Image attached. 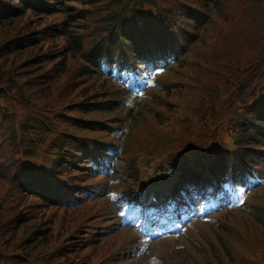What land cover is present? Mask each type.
Wrapping results in <instances>:
<instances>
[{"label": "trees", "instance_id": "obj_1", "mask_svg": "<svg viewBox=\"0 0 264 264\" xmlns=\"http://www.w3.org/2000/svg\"><path fill=\"white\" fill-rule=\"evenodd\" d=\"M50 1L61 10L53 15L61 20L54 21L51 13L37 9L38 0H0V31L12 30L11 26L19 21L17 33L0 45L1 59L5 60L4 54L13 58L8 67L0 70V182L20 183L24 179L35 156L30 153L32 132L60 127L66 134L78 133L92 129L101 116L118 111V105L105 100L109 89L106 80L88 64L78 61V57L85 58L90 65L98 66L96 45L104 37L112 52L116 39L109 33L113 30L128 40L159 27L158 39L165 41L169 28H191L194 19L195 23L200 18L208 19L202 28L204 33L193 43L189 60L177 66L191 71V81L184 83L178 93V98H184L182 108L167 118L156 113L157 120L167 122V134L153 139L164 149L187 151L189 144L185 142L194 139L197 143L203 132L215 126L212 121L220 112L233 122V117L253 100L251 115L258 126L254 129L246 124V131L241 127V145H257L258 128H264V0H217L214 8L210 0ZM144 4L154 7V21H146L139 12L138 6ZM131 8L135 10L132 12ZM122 13L129 14L124 17L131 20L130 24L118 26L115 22ZM100 15L104 18L96 20ZM22 53L26 58L14 65V56ZM26 73L23 81L21 77ZM56 85L63 86V91H53ZM21 105L25 106L23 111ZM57 108H62L61 113ZM132 118L130 136L138 125L137 116ZM51 143L67 151L77 141L55 133ZM18 188L10 185L5 194L17 195L19 198L12 199V208L18 205L19 214L32 219L37 215L36 209L31 208L30 196ZM2 220L6 219L0 218V230L8 236L7 221ZM22 259L29 257L22 255ZM22 259H16V264H21Z\"/></svg>", "mask_w": 264, "mask_h": 264}, {"label": "rangeland", "instance_id": "obj_2", "mask_svg": "<svg viewBox=\"0 0 264 264\" xmlns=\"http://www.w3.org/2000/svg\"><path fill=\"white\" fill-rule=\"evenodd\" d=\"M51 18L54 21L61 20L60 16L54 17L52 15ZM62 18H64V16H62ZM103 18L104 17L100 15L96 20H101ZM47 22H49V18ZM18 23L19 21L11 26L12 30L3 29L0 31V45L10 36H14L17 33ZM202 49L203 48H201V50ZM3 56L5 60L3 61L0 57V70H4L8 67L9 61L13 59L10 57L12 55L4 54ZM14 57L18 58H14V65L26 58L23 53L16 54ZM173 67L171 70H173ZM176 71H167L159 77L158 82L164 85L165 88L168 87V89L166 95L160 91L156 92L158 94L154 96V100L157 105H154L152 102L142 101V107H139L138 110L136 109L137 113H141V116H138V125L133 131V140L127 139L132 142L136 141V143H133V147L138 148V145L142 144L144 147L148 148L152 144H159V141L154 140L153 137L160 138L165 135L164 127H167V122L162 124L155 118L154 114L159 113L167 118L174 114V110L178 113L180 108H182V101L184 98L181 96L178 98V93L184 89V83H189L191 81V71L189 68L180 69L178 73H176ZM27 74L28 73L24 74V77H21L23 81L27 79ZM147 74L148 73H144V76H147ZM154 80L155 77L151 81L152 84H154ZM56 88L57 89L53 91L58 93L63 91L64 87L56 85ZM36 89L31 92L33 93ZM153 91L152 89L149 93L147 92V94H152ZM69 92L71 93V91ZM74 94L75 92L73 91V95ZM11 95L15 96L16 94ZM73 99L72 97L70 98V100ZM128 103L130 104L128 105L129 107H133L136 100L130 98ZM20 104L22 103L20 102ZM174 104L177 108H175L176 106ZM144 105L153 107V110L144 109ZM21 108V111H23L25 106L21 105ZM56 110L61 113L62 108H57ZM19 113L20 111H18V114ZM169 135H172V133L169 132ZM6 190L10 191L8 183L0 182V218L6 219L1 222L7 221L6 227L10 234L6 236V234L0 230V264H16V259H22V255L28 256L29 259H22L20 261L21 264H95L97 262L102 255L98 250L93 252L91 249L76 251L75 249L70 250V248H64L66 241H68L65 239L66 229L69 225L68 218L71 217L73 213L62 211L55 212L52 209L45 208V213L36 210L35 212H37V215L32 219L30 216L23 218L24 216L19 214L20 210L18 209V205L12 208L13 204H11L14 203L12 199L19 197L12 193L7 196L5 194ZM250 199L251 204L256 205L258 203L260 207L259 214L261 218H264V189L257 191L254 197ZM32 201L33 200L29 201V203H32L31 208H34V202ZM222 215L223 221H228V224L225 223L227 226L226 230L218 232L216 229H212V233L216 236L218 241L219 236L225 239L224 243L230 252L234 254V259H236L237 262H233L232 255H224L219 245L212 248L214 259L211 260V264H238L244 261L245 257L250 262L264 264V227L257 224V219H254L250 214L244 211H231ZM184 241L185 238H177L176 240L172 238L169 241H161L150 250H147V252L145 251L141 254L140 257L135 260L134 264H147L153 256L158 257L160 253H164L167 259L166 261L169 264H194V254L192 255V250L185 249ZM221 246L223 248V244ZM197 263L198 261L195 262V264ZM151 264H164V260L154 259Z\"/></svg>", "mask_w": 264, "mask_h": 264}]
</instances>
